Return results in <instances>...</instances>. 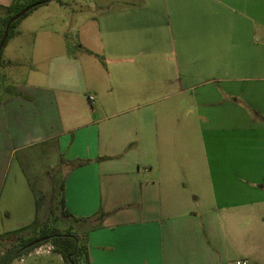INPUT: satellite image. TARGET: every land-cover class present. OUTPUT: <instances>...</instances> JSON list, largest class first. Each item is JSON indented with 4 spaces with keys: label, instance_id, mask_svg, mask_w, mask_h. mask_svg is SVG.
<instances>
[{
    "label": "crops",
    "instance_id": "0c3cea01",
    "mask_svg": "<svg viewBox=\"0 0 264 264\" xmlns=\"http://www.w3.org/2000/svg\"><path fill=\"white\" fill-rule=\"evenodd\" d=\"M114 4L68 20L51 1L8 40L0 196L11 158L52 148L84 162L61 196L86 264H264V0ZM38 27L17 81L11 49Z\"/></svg>",
    "mask_w": 264,
    "mask_h": 264
},
{
    "label": "rangeland",
    "instance_id": "374dc122",
    "mask_svg": "<svg viewBox=\"0 0 264 264\" xmlns=\"http://www.w3.org/2000/svg\"><path fill=\"white\" fill-rule=\"evenodd\" d=\"M65 5L62 9L57 8L56 2L52 1V15L64 14L68 20L71 17L79 16L81 19L90 18L92 20L102 18L104 12L110 8H114L115 2H129L136 0H62ZM34 15V14H33ZM35 17V16H33ZM91 17H94L91 18ZM37 21V20H36ZM47 32L42 27H38L35 32L38 34L37 44L33 46L34 36H26L17 48L11 49L12 54L21 63L17 66L8 67L7 72L14 74L15 80L23 79L26 72L32 66V57H40L42 51L40 49L41 34ZM75 33H70L69 36L73 45L67 49L66 38L60 37L61 51H78L75 43ZM69 40V39H68ZM8 50H4L1 59L7 55ZM3 71L6 68H1ZM1 81V79H0ZM0 84V97L8 96L5 85L10 83ZM43 152V151H42ZM40 149L28 150L22 154H16L10 159L11 166L3 184L2 193L0 196V234L13 231L18 228L27 226L36 218V222L30 229L21 233L23 237L37 236L42 228H57L59 231H65L68 228L73 231L78 230L79 226L65 218L61 213V182L62 169L57 153L51 148L45 156ZM12 160V161H11ZM258 176V175H257ZM257 193H259L260 185L264 182H258ZM8 212L9 215H4ZM81 232V231H80ZM10 241H0V252L10 245ZM231 264H234L235 258L230 255ZM12 264H65L60 257L52 253L49 243L43 244L38 248L24 256L21 261H14Z\"/></svg>",
    "mask_w": 264,
    "mask_h": 264
},
{
    "label": "trees",
    "instance_id": "16d2710c",
    "mask_svg": "<svg viewBox=\"0 0 264 264\" xmlns=\"http://www.w3.org/2000/svg\"><path fill=\"white\" fill-rule=\"evenodd\" d=\"M51 1H55L59 5H65L62 0H12L10 4L6 6L0 5V38L2 36L6 23L18 14L23 9L30 7V9L20 18L12 22L8 28L6 39L2 50L0 51V67L4 65L1 55L8 40L15 34V29L19 22L27 17L33 10L48 4ZM3 79H1L2 81ZM6 86V85H5ZM6 91L11 95L13 89L10 86H6ZM17 95L18 93L15 92ZM1 98V97H0ZM83 161H64L60 158V164L69 170L82 165ZM62 194V184L60 188ZM61 213L65 218H71L69 213L64 209L63 200L61 196L60 200ZM36 218L33 222L27 226L18 228L13 231L0 234V241H10V245L0 252V264H12L14 261H21L24 256L29 255L32 250L39 246L49 243L51 251L55 255L61 258L65 264H86L85 247L81 242L80 235L74 232L73 229L68 228L65 231H59L57 228H42L37 236L23 237L21 233L31 228L35 224ZM78 221L77 219H70ZM40 239H43L40 241Z\"/></svg>",
    "mask_w": 264,
    "mask_h": 264
},
{
    "label": "water",
    "instance_id": "95a60500",
    "mask_svg": "<svg viewBox=\"0 0 264 264\" xmlns=\"http://www.w3.org/2000/svg\"><path fill=\"white\" fill-rule=\"evenodd\" d=\"M30 9V7H27L25 9H23L22 11H20L18 14H16L14 17H12L5 25L4 27V30H3V33H2V36L0 38V51L2 50L3 48V45H4V42H5V39H6V35H7V31H8V28L10 26V24L12 22H14L15 20H17L18 18H20L21 16H23L28 10ZM43 239H40V241H42Z\"/></svg>",
    "mask_w": 264,
    "mask_h": 264
},
{
    "label": "built area",
    "instance_id": "2783aa9c",
    "mask_svg": "<svg viewBox=\"0 0 264 264\" xmlns=\"http://www.w3.org/2000/svg\"><path fill=\"white\" fill-rule=\"evenodd\" d=\"M87 100H88V102H89L90 105L93 104V97L92 96H88L87 97ZM234 264H247V262L245 260H236L234 262Z\"/></svg>",
    "mask_w": 264,
    "mask_h": 264
}]
</instances>
